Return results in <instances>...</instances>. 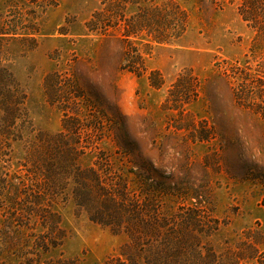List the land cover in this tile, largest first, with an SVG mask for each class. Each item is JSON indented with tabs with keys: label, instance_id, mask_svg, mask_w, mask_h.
I'll list each match as a JSON object with an SVG mask.
<instances>
[{
	"label": "rangeland",
	"instance_id": "1",
	"mask_svg": "<svg viewBox=\"0 0 264 264\" xmlns=\"http://www.w3.org/2000/svg\"><path fill=\"white\" fill-rule=\"evenodd\" d=\"M177 1L190 14L188 31L154 43L139 76L123 68L127 43L119 32L89 29L100 0H0V14L20 24V34L3 43L27 92V117L10 126L0 151V230L10 233L15 252L8 264H105L126 240L91 220L72 188L59 189L51 213L12 214L15 202L38 192L24 185L43 181L35 167L52 160L44 144L65 131L64 101L47 94L51 73L60 74L58 98L81 109L84 166L99 160L106 178L119 186L128 179L131 190L168 210L206 206L220 223L209 238L220 251L243 237L264 252V116L237 99L238 81L226 73L243 65L256 31L238 1ZM137 40L134 46L149 49ZM43 234L55 245L38 246Z\"/></svg>",
	"mask_w": 264,
	"mask_h": 264
},
{
	"label": "trees",
	"instance_id": "2",
	"mask_svg": "<svg viewBox=\"0 0 264 264\" xmlns=\"http://www.w3.org/2000/svg\"><path fill=\"white\" fill-rule=\"evenodd\" d=\"M100 1L103 7L89 20V29L104 35L111 29L119 32L127 43L123 68L139 76L147 70L146 55L151 53L154 43L175 41L189 29L190 14L177 0ZM212 1L220 5L226 1H238L239 13L256 31L251 53L247 54L243 65L232 64L226 68V73L238 81L235 88L237 99L250 104L256 113L264 116V0ZM19 26V22L0 14V151L9 144L10 126L27 117L24 106L27 92L7 63L9 58L3 43L5 39L20 34ZM137 39H146L148 42L143 45L149 49L134 46ZM157 72L161 75L159 71L152 73ZM58 75L51 73L52 81L50 75L46 78L47 94L53 101H64L65 131L52 134L44 144L45 154L52 160L49 166L44 165L45 168L35 167V173L43 181L40 185H24L31 190L35 185L38 192L32 191L30 195L33 196L25 195L24 202H15L12 206L15 217H18L19 210L32 214L35 208L51 213L49 205L55 202L59 189L72 188L77 206L84 208L91 220L109 228L114 235L126 237L118 252L109 256L105 264H246L251 259L256 264H264V252L257 241L240 237L235 246L228 243L224 250L216 249L209 238L219 229L220 223L206 206L183 205L168 210L151 194L143 196L131 190L128 179L124 178L119 186L112 178H106L99 160L95 165L84 166L81 160L87 144L78 132L82 125L81 109L70 108L72 106L66 103V98H58L62 85ZM152 84L160 87L163 82L153 81ZM18 138L14 137V140ZM35 148L39 149L37 145ZM43 219L47 225V214ZM41 237L37 245L44 249L56 243L47 234ZM12 246L10 233L0 230V264H8L7 258L15 253Z\"/></svg>",
	"mask_w": 264,
	"mask_h": 264
}]
</instances>
